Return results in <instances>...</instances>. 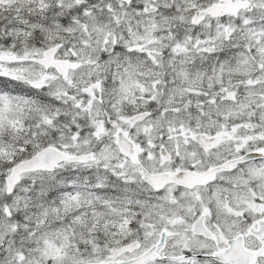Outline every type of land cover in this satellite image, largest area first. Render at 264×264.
Segmentation results:
<instances>
[{"label": "snow or ice", "instance_id": "6c2138e0", "mask_svg": "<svg viewBox=\"0 0 264 264\" xmlns=\"http://www.w3.org/2000/svg\"><path fill=\"white\" fill-rule=\"evenodd\" d=\"M0 264H264V0H0Z\"/></svg>", "mask_w": 264, "mask_h": 264}]
</instances>
